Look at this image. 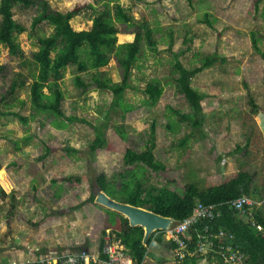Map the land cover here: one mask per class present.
Masks as SVG:
<instances>
[{
  "label": "rangeland",
  "instance_id": "1",
  "mask_svg": "<svg viewBox=\"0 0 264 264\" xmlns=\"http://www.w3.org/2000/svg\"><path fill=\"white\" fill-rule=\"evenodd\" d=\"M46 1L49 10L62 13L75 5L84 6L70 20L75 31L90 30L95 12L109 8L113 15L119 4L133 24L116 23V44L132 42L145 24L151 28L156 45L150 47L144 41L131 69L130 88L123 100L129 110L111 109L112 93L91 84L96 72L113 83L120 82V71L111 58L97 71L79 73L67 66L57 80L63 93L60 107L64 117L52 120L39 113L30 119L29 91L38 72L32 56L39 49L38 38L51 35L53 26L44 21L32 27L41 10L38 4L13 7L14 20L25 28L15 34L22 56L11 55L9 48L0 44V110L19 113L29 120L24 124L14 116H0V264H42L41 260L50 255L98 247L104 207L86 200L98 186L100 174L118 187L121 173L137 169L125 165L124 153L128 148L136 152L146 149L152 124L155 160L163 163L169 174L145 167L148 184L179 190L193 184L207 189L244 171L253 178L252 207L263 208L264 59L254 50L252 36L264 52V0H260L257 11L254 0ZM205 14L211 25L201 22ZM173 54L188 69L200 66L207 57L225 59L190 80L192 88L204 96L198 129L173 111L192 112L174 79ZM77 75L88 87L75 83ZM13 81L24 84L10 93ZM149 84L163 89L155 106L147 103L144 93ZM44 92H49L47 87ZM250 99L257 106L256 112ZM70 116L81 121L69 122L66 118ZM105 120V136L112 149H97L92 154L94 127ZM185 137L188 140L182 145ZM46 146L55 149L41 159ZM66 177L73 179L67 181ZM82 201H86L83 206L71 210ZM164 240L160 247H149L152 253L143 264H178L179 260L165 251L169 244ZM214 259L198 264H218Z\"/></svg>",
  "mask_w": 264,
  "mask_h": 264
},
{
  "label": "trees",
  "instance_id": "2",
  "mask_svg": "<svg viewBox=\"0 0 264 264\" xmlns=\"http://www.w3.org/2000/svg\"><path fill=\"white\" fill-rule=\"evenodd\" d=\"M259 2L260 0H254L255 11L259 9ZM34 4H38L41 10L34 17L32 27L46 21L53 26V33L47 37L38 38L39 49L32 56L38 72L33 78L29 91L33 110L29 118L34 119L39 113H46L52 120L64 117L60 107L63 93L57 83V80L62 76V71L67 66L75 67L79 73L91 70L97 71L99 68L106 66L111 58L115 60L120 71V82L113 83L108 77H103L101 72H96L92 75L91 84H94L100 90H108L112 93L111 109L129 110L130 106L125 105L123 101L124 92L130 88L131 69L138 59L143 42L146 41L150 47L156 45L152 38L151 28L144 24L142 26L143 32H136L132 42L117 45L116 35L119 31L116 23L128 26L133 24L128 12L119 4L115 6L114 16L109 8H105L102 11L95 12L90 30L75 31L71 27L70 20L79 14L84 6L75 5L70 10L62 13L49 10L46 0H0V15L2 17L0 22V44L6 45L13 56H22L20 47L15 40V34L25 30L23 25L14 20L13 7L17 5L29 7ZM201 22L208 25L212 23L208 14L204 15ZM252 45L254 50L264 59V52L260 50L258 40L254 35L252 36ZM52 53H54V57L51 56ZM173 59L172 72L176 74L174 79L178 91L187 100L192 112L181 114L177 110L173 111L179 115L183 122L189 123L194 129H198L202 125L201 101L204 96L198 94L192 88L190 80L204 69L214 65L218 60L224 61L225 59L218 56L207 57L195 69L184 67L178 55L173 54ZM50 79L53 82H50ZM75 83L83 88L88 87V84L84 83L79 75L76 76ZM23 84V82L13 81L10 86V93L19 86H23ZM45 87L49 91L47 94L44 92ZM162 92L163 89L160 86L147 85L144 89V93L148 96L147 103L150 106H155ZM250 102L253 107L252 111L256 112L257 106L252 99H250ZM6 115L18 118L24 124L29 120L28 117L19 113L0 110V116ZM66 119L69 122L81 121L75 116ZM107 127V120L94 127L95 139L90 145L92 154L97 149H112L105 136ZM120 133L124 137L125 133L122 129ZM186 140H188L187 137L181 141V144L184 145ZM154 148L155 137L154 125L152 124L146 149L142 152H136L128 148L124 153L125 165H135L137 169H128L125 173H121L122 180L118 187H115L104 175L100 174L96 178L98 186L114 200L145 208L162 216L173 218L175 221H181L189 216L198 203L206 205L222 203L220 215L211 224L208 223L211 225V231L218 232L222 230L227 234L225 238L219 241L214 239L215 246L232 244L245 256L243 258L244 264H264V212L258 210L252 212L255 221L263 228L262 231H259L250 223L243 221L238 212L229 208L226 204L244 194L251 196L252 176L247 172L240 171L231 180L207 189H201L193 184L180 190L168 186L156 187L153 184H148L145 167H148L152 172L169 173L165 170L163 163L155 160ZM54 149V147L46 146L45 154L41 159ZM239 149V147L236 148V150ZM65 179L71 181L73 178L66 177ZM169 183L174 182L169 180ZM94 199V195L90 194L86 201L93 202ZM86 201H82L72 207L71 210L79 209ZM104 211L105 221L101 234L104 235L107 229H111L120 243L128 250L132 264H141L147 255L148 247L163 242V231H157L158 234H152L144 244V229L141 226L131 227L128 219L121 214L106 208H104ZM205 224L207 225V221L198 222L190 230V250H194L196 247L197 234L202 231ZM229 236L232 237L229 238ZM169 245L173 249L177 247L174 241H169ZM216 257L218 264H224L219 254ZM198 259L197 254L193 256L186 255L182 260L179 259L178 264H196Z\"/></svg>",
  "mask_w": 264,
  "mask_h": 264
},
{
  "label": "built area",
  "instance_id": "3",
  "mask_svg": "<svg viewBox=\"0 0 264 264\" xmlns=\"http://www.w3.org/2000/svg\"><path fill=\"white\" fill-rule=\"evenodd\" d=\"M229 208L238 212L240 218L246 223H250L259 231L263 228L255 221L251 212L253 205L252 199L244 194L241 197L226 203ZM223 204H201L198 203L192 213L181 221H175L172 218L170 225L163 231V236L167 241H174L177 244L175 249V257L182 260L186 255L193 256L197 254L199 261L206 260L208 262L217 260V255L222 258L224 264H244L245 256L239 252L237 247L232 244H219L215 246L214 239L220 240L227 236L226 232L211 231V222L220 215V207ZM207 221L204 228L197 234L196 247L194 250L189 249L191 242L190 230L195 227L198 222ZM210 223V224H208ZM153 232L152 234L156 233ZM151 234V235H152ZM158 234V233H156ZM150 235V236H151ZM149 236V237H150ZM232 236H229L231 238ZM42 264H132L131 256L128 250L120 242L115 243L110 234H106L103 238L102 246L96 253H91L87 249H81L64 254H54L41 260ZM14 264H23L16 262Z\"/></svg>",
  "mask_w": 264,
  "mask_h": 264
},
{
  "label": "water",
  "instance_id": "4",
  "mask_svg": "<svg viewBox=\"0 0 264 264\" xmlns=\"http://www.w3.org/2000/svg\"><path fill=\"white\" fill-rule=\"evenodd\" d=\"M93 195L95 198L94 201L97 204L127 218L131 227L141 226L144 229V244L153 232L157 230H165L172 221V218L170 217H165L145 208L114 200L103 192L99 186L95 187Z\"/></svg>",
  "mask_w": 264,
  "mask_h": 264
},
{
  "label": "crops",
  "instance_id": "5",
  "mask_svg": "<svg viewBox=\"0 0 264 264\" xmlns=\"http://www.w3.org/2000/svg\"><path fill=\"white\" fill-rule=\"evenodd\" d=\"M249 197H251V196H249ZM252 199V198H251ZM258 203V202H257ZM253 206V205H252ZM254 208L253 207H251V212H253V211H263L264 210V206H263V208H261V207H258V208H255L254 210H253ZM106 234H110L111 236H112V239H113V241L115 242V243H119L120 241L116 238V234L115 233H113L112 231H111V229H107L106 230V232H105V234L104 235H102L101 234V236H102V238H101V241H100V243L98 244V247H96V248H86L87 250H89L91 253H96L100 248H101V244H102V242H103V238H104V236L106 235ZM164 239H166L165 237H164ZM167 240V239H166ZM164 241L165 240H163V242L162 243H164ZM168 242V241H167ZM161 243V244H162ZM168 244H169V242H168ZM101 245V246H100ZM156 246H159L160 247V244L159 245H151V246H149V247H151V248H156ZM148 247V250H147V255L145 256V258L146 257H148L149 255L148 254H150V253H152V252H150L149 253V250L151 249V248H149ZM165 251H169L170 253H171V255L170 256H175V249H173V248H171L170 247V245H169V249H165ZM152 255V254H151ZM145 258H144V260H145ZM143 260V261H144ZM14 261V260H13ZM12 262V261H11ZM145 262V261H144ZM12 263H14V262H12ZM11 263V264H12ZM9 264H10V262H9ZM28 264H39V262L38 261H35V262H29ZM141 264H143V262L141 263Z\"/></svg>",
  "mask_w": 264,
  "mask_h": 264
}]
</instances>
